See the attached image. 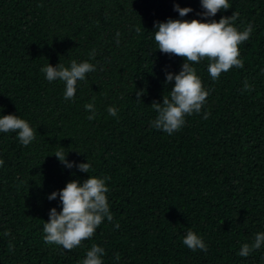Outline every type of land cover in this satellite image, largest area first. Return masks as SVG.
Masks as SVG:
<instances>
[{"label":"trees","instance_id":"trees-1","mask_svg":"<svg viewBox=\"0 0 264 264\" xmlns=\"http://www.w3.org/2000/svg\"><path fill=\"white\" fill-rule=\"evenodd\" d=\"M228 2L213 19L236 12L238 30L252 24L239 46L244 67L212 80L206 59L193 64L210 94L168 135L152 127L151 104L174 86L165 70L178 74L184 61L158 51L154 22L181 19L177 3L193 9L182 19H201L200 0H0V116L36 130L27 147L18 133H0V264H82L92 244L105 249L103 264H264V244L239 255L264 233V0ZM72 60L96 71L65 100V83L41 68ZM60 147L69 162L90 163L89 173L66 168L54 156ZM88 176L108 178L113 220L71 251L46 244L49 212L62 210L47 197ZM189 230L207 252L183 244Z\"/></svg>","mask_w":264,"mask_h":264},{"label":"clouds","instance_id":"clouds-1","mask_svg":"<svg viewBox=\"0 0 264 264\" xmlns=\"http://www.w3.org/2000/svg\"><path fill=\"white\" fill-rule=\"evenodd\" d=\"M204 10L201 19H182L193 12L192 8H181L179 4L174 5V11L179 13L181 19H167L166 22H154V41L158 51L182 58L184 63L178 74L165 70L166 84L174 81V86L168 96H163L162 103L153 101L151 108L157 113L152 121V127L161 130L168 135L178 132L185 125L186 116L200 113L203 108L209 91L203 86L201 77L193 64L207 60V71L212 80H217L223 73L229 72L232 68H243V61L240 59V45L246 42L252 32V24H248L243 30L234 26L239 14L233 12L231 17H222L219 21L213 19L218 12L227 11L231 8L228 0H200ZM206 21V22H203ZM116 43L119 44L120 33L116 34ZM90 58H95V49L89 53ZM96 71V66L87 61L77 63L72 60L70 67L59 63L53 67L49 63L41 68L49 82L60 80L65 83L64 99L72 100L77 91V82L84 81L86 74ZM244 91H251V85L245 81ZM144 95L143 91H137V101ZM85 109L92 113L88 120L95 118V105L88 103ZM110 116L117 115L115 107L107 109ZM207 119V114L204 116ZM18 133L17 139L21 145L27 147L34 140L36 130L30 123L17 115L0 116V133ZM64 148L60 147L55 157L65 165L66 168H77L80 172L89 173L90 163L69 162ZM4 161L0 159V167ZM108 178L88 176V179L81 183L78 180L70 181L59 192H53L47 198L49 201L59 197L62 210L57 212L52 208L49 212V220L43 225L44 242L48 245L62 246L65 250L71 251L81 246L84 240L91 239L107 218L113 220L110 213L106 187ZM115 227L118 229L119 224ZM8 235V233H5ZM183 244L190 250L200 249L207 252V245L195 232L189 230L183 240ZM264 244V233H256L252 243L241 245L239 255L248 257L253 251L261 248ZM105 249L97 244H92L86 252V258L82 264H103L102 257ZM120 259L119 254L115 257Z\"/></svg>","mask_w":264,"mask_h":264}]
</instances>
